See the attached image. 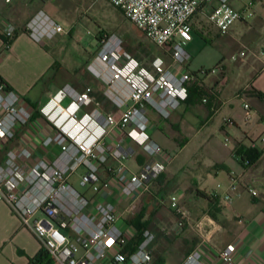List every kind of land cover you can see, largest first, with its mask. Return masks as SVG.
<instances>
[{
    "label": "built area",
    "instance_id": "built-area-1",
    "mask_svg": "<svg viewBox=\"0 0 264 264\" xmlns=\"http://www.w3.org/2000/svg\"><path fill=\"white\" fill-rule=\"evenodd\" d=\"M109 1L152 44L171 49L179 69L159 74L146 72L135 59L124 61L117 52L120 44H108L99 52L90 71L109 85L107 95L111 100H108L115 110H121L119 115L94 109L80 116L93 99L88 92L80 93L67 85L41 109L52 133L33 147L23 139L22 146L6 149L0 164V203L7 204L23 227L36 237L52 264H154L148 249L149 233L131 251L129 245L136 232L121 219L117 207L107 198L116 191L122 198H132L148 190L171 161L149 133L147 108L167 119L188 99L187 84L194 76L186 67L190 55L185 46L193 40L194 16L210 7L208 21L222 35L234 24L253 17L247 9L236 10L231 0ZM23 30L38 42L53 40L64 33L63 27L42 10ZM16 31L11 23L3 27L9 40ZM65 100L70 101L67 106L63 105ZM244 110L246 121H251L253 111L248 103L244 104ZM33 115L34 110L16 92L0 85V151L15 141L19 127L29 126ZM106 139H112L113 144H107ZM259 142L264 144V136ZM138 148L150 161L135 172L127 162L136 156ZM54 149L57 153L50 159ZM110 161L115 165H109ZM75 175L78 186L91 192V197L70 183ZM249 192L257 196L255 191ZM235 195L240 194L233 184L222 198L231 203ZM170 206L182 220L187 219V213L180 209V196L172 195ZM236 252L235 245L224 248L219 254L223 264H236ZM182 264L207 262L200 250H194Z\"/></svg>",
    "mask_w": 264,
    "mask_h": 264
},
{
    "label": "crops",
    "instance_id": "crops-1",
    "mask_svg": "<svg viewBox=\"0 0 264 264\" xmlns=\"http://www.w3.org/2000/svg\"><path fill=\"white\" fill-rule=\"evenodd\" d=\"M5 2L11 4L12 1ZM42 6L41 0H25L0 10V32H3V27L8 23L19 31L17 39L5 53H1L4 44L0 39V76L20 96L22 102L34 110L35 115L28 127H19L15 141L8 143L0 154L16 144L22 146L23 139L29 147H33L52 133L40 108L67 85L76 91L78 88L80 93L88 92L93 99L92 104L80 116L94 109L105 113L115 110L106 98L103 99L106 105L98 102V82L90 74L86 77L89 79L86 85L80 84L81 79L68 77L69 72L62 68L54 56L55 43L52 40L38 42L23 30ZM243 7L234 8L244 11ZM210 10L207 7L196 14L191 20V29L202 36L225 37L221 42L224 57L217 65L222 81L219 85L210 87L193 78L187 84V88L194 89L192 99L182 103L167 119L157 113L156 115L148 107L151 110L150 115L147 111L149 133L170 155L166 145L169 131L179 132V126L182 125L191 136L202 135L201 138L205 140L206 127L221 114L219 129L229 134V130L237 127L241 137L235 138V146L231 149L219 153V156L210 157L207 164L202 159L197 160L194 168H180L179 172H183V175L179 179L176 175L179 172L171 173L170 168L175 163V158L170 155L171 161L165 173L148 190L132 198H122L116 191L107 198L115 204L121 219L135 230L134 239L137 236L136 225L146 228L144 234L148 232L150 235L148 249L154 257V264H182L185 257L194 250L203 253L207 264H223L219 254L229 245L237 248L236 264H264V154L254 166L247 169L236 155L239 148L254 147L259 151L264 150V144H258L257 141L264 133V100L254 93L259 91L264 94V39L257 40L248 36L250 30L245 26L246 21L234 24L227 34L222 35L208 21ZM241 53H245V56H241ZM233 56L237 59L232 60ZM61 71L65 72L62 76ZM83 72L82 75L85 73ZM231 72L241 79L232 94L237 100L233 104L232 97H223L225 88L234 81L230 77ZM84 85L85 87H81ZM205 91H211V98L206 96ZM69 103V100H65L63 105L67 106ZM245 103L251 106L253 118L251 121L245 119L244 123ZM228 106L230 109H227ZM229 140L226 138L225 141ZM126 143L129 144L128 141ZM56 153L57 149H54L49 158L53 159ZM3 160L4 157L0 159V164ZM149 161V157L138 148L136 156L127 165L136 172L142 164ZM109 165L114 166L115 163L110 161ZM76 177L78 180V175H75L70 182ZM102 177L106 176L102 174ZM210 184L216 186L210 188ZM233 184L237 186L240 195H235L233 201L227 203L222 196L229 193ZM168 190L173 195L179 194L180 209L187 213L186 220H182L168 204ZM250 190L255 191L257 196L253 197ZM199 191L209 199L200 195ZM80 192L86 197L92 196L91 192ZM214 194L218 197H214ZM41 250L39 241L23 227L11 208L0 203V264H34L33 260Z\"/></svg>",
    "mask_w": 264,
    "mask_h": 264
},
{
    "label": "rangeland",
    "instance_id": "rangeland-1",
    "mask_svg": "<svg viewBox=\"0 0 264 264\" xmlns=\"http://www.w3.org/2000/svg\"><path fill=\"white\" fill-rule=\"evenodd\" d=\"M5 1L0 0V10H5L25 0H10L12 1L11 4ZM41 1L43 5L41 10L57 21L64 30L62 35L52 40L55 43L54 56L56 60L61 63L62 68H65L70 73L67 74L68 77L81 79L82 83L80 84L86 85L88 83L89 79L86 77L89 74L94 80H97L98 102L101 104H103V99L106 97L107 102L111 100L107 95L109 85L96 78L90 69L97 62L99 52L108 44L115 46L120 44L117 52L123 57L124 61L133 58L139 63L140 68L146 72L159 74L169 69H179L178 65L174 62L171 49L164 50L152 44L145 33L127 20L109 0ZM251 3L253 5L249 6ZM231 4L238 9L244 6V10L247 9L248 12L253 14V17L249 18L245 23V26L250 30L247 35L253 36L257 40L264 39V0H231ZM192 35L194 40L185 46L186 52L192 57H190L186 67L188 69L189 65L188 70L194 75L195 81L198 83L205 82L206 85L215 87L222 81V77L218 72L212 71L217 68V65L224 57V49L221 46V42L225 37L202 36L196 31H193ZM5 52L7 51L3 49L1 53ZM202 70L206 71V73H202ZM82 71L85 72H83L84 75H82ZM62 73L65 72L61 71V76ZM230 77H233L234 81L225 88L223 97L227 99L232 97L231 104H233L237 100L232 94L235 86L240 84L241 79L232 72L230 73ZM85 85L81 87H85ZM76 89L77 92H80L78 88ZM205 93L206 96L211 98V91H205ZM105 105L103 106L105 107ZM42 108L43 106L40 110ZM227 109H230V107L228 106ZM147 111L150 115L151 110L147 108ZM113 112L119 115L121 110H114ZM154 113L156 114L157 112L154 111ZM221 118L222 115L220 114L206 127L204 134L206 133L207 138L205 140L201 138L202 135L198 137H194L195 135L191 136L182 125L179 126V132L172 130L167 133L168 139L166 145L171 153L170 155L175 158V163L170 168L172 174H176L183 167L194 168L197 160L203 159L205 164H207V160L210 157L219 156V153H223L225 150H229L235 146V138L241 137V132L237 127L232 128V131L229 130V134L221 131L219 129ZM242 121L245 123V118ZM240 123L242 124V122ZM263 136L264 133L257 139L258 144H262L259 140ZM226 138L230 140L226 142ZM106 142L110 146L113 144L112 139ZM5 154L6 151L4 150L0 154V158L3 159ZM81 172L79 171V173ZM176 175H178L177 178L179 179L183 175V172H179ZM70 183L78 191L81 190L78 186L77 177L73 178ZM215 186L216 184H210L209 187ZM167 193L170 195L169 204L173 193L169 190Z\"/></svg>",
    "mask_w": 264,
    "mask_h": 264
},
{
    "label": "trees",
    "instance_id": "trees-1",
    "mask_svg": "<svg viewBox=\"0 0 264 264\" xmlns=\"http://www.w3.org/2000/svg\"><path fill=\"white\" fill-rule=\"evenodd\" d=\"M70 34L72 35L71 32H70ZM18 35H19V31H16V33L14 35V38L12 40H9L3 34V32H0V39L3 41L4 50L5 51L9 50V48L11 47L13 42L17 39ZM164 50H167V49L165 48ZM209 73H211V72H209ZM195 77H197V76H195ZM0 85L4 86V88L7 91H13L11 86L1 76H0ZM193 90H192L191 87H188V99L186 100V102H188L189 100L192 99ZM254 93H256V96L258 98L264 100V94H262L259 91H255ZM33 117H35V115H33ZM263 154H264V150L263 151H259L258 149L254 148V147L247 148V149L239 148L236 151V155L241 158L240 162H241V164L243 165V167L245 169L254 166L261 159ZM198 193L200 195H202L203 197L209 199V197L205 193H203L201 191H199ZM136 228H137V236H136L135 239L132 240L131 244L129 245V248L131 249V251L134 250L135 248H137L144 241V236L143 235H144V231L146 230V228H141L138 225H136ZM33 262H34V264H52L51 258L49 257L47 251L45 249H43V248L40 251L39 255L33 260Z\"/></svg>",
    "mask_w": 264,
    "mask_h": 264
}]
</instances>
